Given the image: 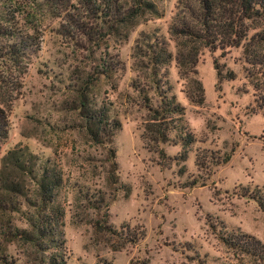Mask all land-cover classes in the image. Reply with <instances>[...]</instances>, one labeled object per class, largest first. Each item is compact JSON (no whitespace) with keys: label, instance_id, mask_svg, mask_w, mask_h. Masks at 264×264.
Masks as SVG:
<instances>
[{"label":"rangeland","instance_id":"obj_1","mask_svg":"<svg viewBox=\"0 0 264 264\" xmlns=\"http://www.w3.org/2000/svg\"><path fill=\"white\" fill-rule=\"evenodd\" d=\"M152 1L162 13L159 18L137 23L120 43L109 42L107 51L122 69L108 77L95 68L104 59V42L82 49L57 33L59 19L40 20L38 49L19 88L0 91L8 125L0 156L24 146L39 160L57 164L65 264H256L222 237L240 232L264 243V212L249 197L261 196L264 203V103L258 97L264 95V75L244 62L241 46L223 54L202 49L194 76L203 101L196 104L187 98V81L171 61L166 66L168 94L183 106V121L194 141L182 161L178 155L183 148L170 131L169 140L160 144L166 165H158V153L140 137L145 109L131 86L138 80L133 47L140 32L161 35L174 50L167 28L175 0ZM81 84L98 109L107 108L108 116L119 120L112 136L116 183L110 182L104 147L88 140L74 108ZM225 155L227 162H213ZM5 251L14 264H35L31 247L19 240Z\"/></svg>","mask_w":264,"mask_h":264},{"label":"trees","instance_id":"obj_2","mask_svg":"<svg viewBox=\"0 0 264 264\" xmlns=\"http://www.w3.org/2000/svg\"><path fill=\"white\" fill-rule=\"evenodd\" d=\"M4 1L0 5V91L5 93L16 91L20 86V76L38 49L36 33L42 18L59 19L57 33L76 42L82 49H96L99 42H104V59H98L95 68L108 77L122 69L121 62L112 59L107 51L109 42L126 40L137 23L162 15L152 0ZM263 26L264 0H175L167 28L173 52L161 35L139 33L133 47V67L138 80L133 79L131 86L145 109L140 137L148 150L158 153V165H166L162 163L167 157L160 144L169 140L170 131H175L183 148L178 155L182 161L187 146L194 141L183 121V106L168 94L166 66L174 62L178 75L187 81V98L200 104L202 87L194 76L200 51L220 50L223 54L232 47L241 46L244 62L249 67H257L256 72L264 75ZM251 30L254 31L249 34ZM214 68L222 78L216 62ZM227 75L232 77L230 72ZM249 75L250 79L254 77ZM251 83L257 90V81L251 79ZM89 91L83 84L77 87L74 108L84 121L88 140L104 147L109 179L116 183L112 136L120 123L116 117L108 116L107 108L95 106ZM149 91L153 93L154 101H151ZM258 97L264 103V95ZM7 130L6 111L0 105V144L6 139ZM228 159V155L215 156L213 162L223 164ZM61 185V171L50 158L41 161L24 146L10 148L0 156V264H14L5 249L16 240L31 247L35 264H65L64 212L56 203ZM200 185H203L202 181ZM249 197L264 212L262 197ZM16 221H21L24 226H19ZM98 225L110 231L109 226ZM222 241L256 264H264V243L254 236L224 232Z\"/></svg>","mask_w":264,"mask_h":264}]
</instances>
